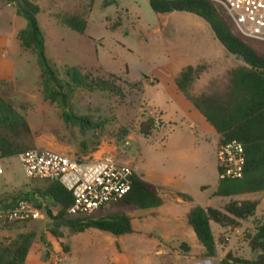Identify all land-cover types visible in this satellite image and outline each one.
Segmentation results:
<instances>
[{
	"label": "rangeland",
	"instance_id": "374dc122",
	"mask_svg": "<svg viewBox=\"0 0 264 264\" xmlns=\"http://www.w3.org/2000/svg\"><path fill=\"white\" fill-rule=\"evenodd\" d=\"M30 1L41 9L38 21L46 56L62 81L73 68L109 81L123 93L121 97L102 89L75 88L69 99L72 113L88 117L91 124L84 129L67 121L58 104L44 98V92L55 87L42 78L36 54L21 44L19 34L26 20L17 14L15 4L0 0V96L26 118L36 148L73 158L113 159L133 166L153 184L174 174L176 184L189 190L196 206L209 204L205 209L222 210L231 201L243 200L259 206L238 228L212 224L217 241V256L212 259L205 257L188 224L192 202L162 187L161 207L126 210L134 234L114 237L96 229L77 234L52 224L47 211L57 215L60 208L44 197L49 183L28 179L19 160L11 157L3 161L2 206L6 209L17 198H26L42 210L43 218L0 222V254L12 258L17 247L28 244L25 264H220L228 253L256 260L264 247V239H257L264 223V192L217 194L220 179L212 138L201 143L198 161L179 159L178 149L169 147L175 146L171 135L190 133L181 125L186 119L178 110L182 104L172 101L179 96L170 90L180 73L188 66L197 70L190 96L214 95L226 91L232 72L246 64L227 52L202 18L187 12L157 14L148 0H116L108 7L106 0ZM215 6L229 29L240 35ZM72 15L87 20L84 35L62 23L63 17ZM247 41L264 55V42ZM149 118L159 127L145 139L139 128Z\"/></svg>",
	"mask_w": 264,
	"mask_h": 264
},
{
	"label": "trees",
	"instance_id": "16d2710c",
	"mask_svg": "<svg viewBox=\"0 0 264 264\" xmlns=\"http://www.w3.org/2000/svg\"><path fill=\"white\" fill-rule=\"evenodd\" d=\"M7 1L15 4L17 14L26 20V28L19 34L23 48L36 54L42 70V78L52 82L55 87L44 92V98L57 103L67 121L78 124L84 129L88 128L91 124L90 119L77 117L72 113L69 105L74 89H102L123 97L121 89L109 81L93 78L91 74L82 75L73 68L66 71V79L62 81L46 56L45 36L38 21L40 7L30 0ZM148 2L157 14L187 12L202 18L209 24L216 39L227 52L246 64L232 72L230 85L222 93L190 96L189 88L197 76V70L192 66L186 67L180 73L175 79V84L204 116L207 123L215 129L221 137L220 144L237 140L245 147L246 162L243 178L220 180L217 194L222 197H232L264 192V55L247 39L234 34L216 6L209 0H148ZM115 3L116 0H106L105 6H113ZM62 23L81 35L86 33L88 26L86 19L76 15L63 17ZM155 123L154 118L142 122L139 134L149 139L156 130ZM124 133L127 134V131ZM35 148L33 134L26 118L0 96V158L8 159ZM47 183L49 186L44 197L51 199L60 208L57 215H53L50 210L47 211L52 224L56 227H69L77 234L89 229L107 232L114 237L134 234L132 217L126 210L135 208L146 211L159 208L163 204L159 193L161 188L135 175L132 178L131 191L110 210L94 217L71 215L68 213L72 204L71 194L58 182ZM171 191L184 201H193L188 194ZM19 199L17 198L16 201ZM0 205H2L1 196ZM258 206L259 203L252 200L231 201L222 210L194 206L188 213L187 220L205 249V257L212 259L217 256V241L212 224L223 229L238 228L241 221H246L255 215ZM257 239H264V223L258 229ZM28 250L29 245L24 244L16 248L12 258L9 255L0 254V264H25ZM220 264H264V247L256 260L243 259L228 253Z\"/></svg>",
	"mask_w": 264,
	"mask_h": 264
},
{
	"label": "built area",
	"instance_id": "2783aa9c",
	"mask_svg": "<svg viewBox=\"0 0 264 264\" xmlns=\"http://www.w3.org/2000/svg\"><path fill=\"white\" fill-rule=\"evenodd\" d=\"M222 9L238 34L264 42V0H209ZM159 124H156V128ZM30 180L60 183L72 196L68 209L71 215L94 217L122 200L137 175L129 164L113 159L73 158L48 148H35L15 156ZM4 159L0 158V185L4 175ZM217 162L220 180L242 179L245 167V147L237 140L219 144ZM42 210L31 201L20 198L14 205H0V222L39 220Z\"/></svg>",
	"mask_w": 264,
	"mask_h": 264
},
{
	"label": "crops",
	"instance_id": "0c3cea01",
	"mask_svg": "<svg viewBox=\"0 0 264 264\" xmlns=\"http://www.w3.org/2000/svg\"><path fill=\"white\" fill-rule=\"evenodd\" d=\"M170 90L179 96L178 97L179 99L178 98L175 99L177 100L176 102L174 101V99L172 98L171 99L175 105H177L178 103L182 104V107H179L178 110L181 114H183V116L186 117V119L183 123H181V125L183 126V128L184 127L187 128V130L190 133L187 136L182 135V134H178L176 136L171 135L172 137L170 141L173 142V145L175 146H169V147H172V148L174 147L178 149L177 156L179 157V159H186V160L191 159V160L198 161L202 155V144L201 143L205 141L207 142L212 138L213 146L215 147V151H217L221 137L216 133L215 129L209 123H207L204 116L179 91L175 83L172 84V87ZM145 181L150 182L149 180H145ZM176 181L177 179L174 174H168L164 178V181L162 182V184L155 183V185L158 187L166 188V189L180 191V192H183L189 195L190 194L189 190L181 187L179 184H176ZM181 202L183 204H186L183 201ZM189 204L191 205V208L196 206V203L194 202L189 203ZM208 205L209 204H207V206ZM207 206H201V207L206 208Z\"/></svg>",
	"mask_w": 264,
	"mask_h": 264
},
{
	"label": "bare ground",
	"instance_id": "6f19581e",
	"mask_svg": "<svg viewBox=\"0 0 264 264\" xmlns=\"http://www.w3.org/2000/svg\"><path fill=\"white\" fill-rule=\"evenodd\" d=\"M207 262H210V261H207Z\"/></svg>",
	"mask_w": 264,
	"mask_h": 264
}]
</instances>
